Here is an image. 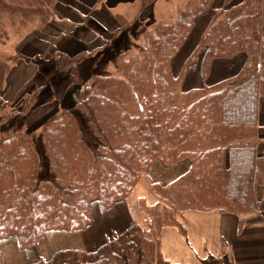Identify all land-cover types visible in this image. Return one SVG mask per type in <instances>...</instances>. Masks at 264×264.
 Here are the masks:
<instances>
[{
	"label": "trees",
	"instance_id": "16d2710c",
	"mask_svg": "<svg viewBox=\"0 0 264 264\" xmlns=\"http://www.w3.org/2000/svg\"><path fill=\"white\" fill-rule=\"evenodd\" d=\"M233 1L225 0L215 12L178 76L172 61L214 0H181L171 22L133 23L104 35L100 50L64 58L62 72L76 86L75 110L56 113L41 126L50 177L39 181L31 133L18 126L0 131V240L14 237L28 251L50 231L86 228L93 204L105 213L138 179L148 178L155 163L186 162L188 169L167 184L152 183L160 202H140L146 228L132 225L95 251L61 250L31 264H170L162 257L160 236L164 228H181L177 213L218 212L237 217L241 225L257 210L256 192L264 188V156L256 153L264 142L257 128L264 101L263 8L262 0L232 6ZM153 2L143 0V7ZM56 3L0 0V45L8 41L7 27L26 28L28 35L41 31ZM237 55L246 62L234 77L181 90L190 66L199 63L206 80L214 61ZM21 58L18 52L0 58V113L2 92ZM3 115L8 121L13 114Z\"/></svg>",
	"mask_w": 264,
	"mask_h": 264
},
{
	"label": "crops",
	"instance_id": "0c3cea01",
	"mask_svg": "<svg viewBox=\"0 0 264 264\" xmlns=\"http://www.w3.org/2000/svg\"><path fill=\"white\" fill-rule=\"evenodd\" d=\"M242 1L244 0H234L231 5H237ZM224 2L225 0H214L211 9L195 19L192 31L182 48L198 26L204 29L201 30V38L215 12L223 8ZM180 3L181 0H154L149 6L143 7V0H57L50 22L41 31L34 32L20 41L15 50L20 53L23 60L39 59V63L42 64L54 61L58 70L62 72L65 57L72 58L82 53L100 50L106 44L104 37L106 34L119 32L136 22L146 23L149 19L152 22L175 20ZM262 8L264 22V0H262ZM245 62V55L214 61L208 77L220 78L208 86L234 77ZM20 66L22 63L18 62L11 71L2 98L12 76L16 75V92H18L23 84L35 75L36 69L33 65ZM216 71L217 75L214 76ZM197 85L198 82L190 81V88L187 91L204 87ZM75 87L73 85L68 92L70 105L65 109L63 107L52 111L53 114L49 113L50 115L45 119H39L41 120L39 125H44L56 113L75 108L72 97ZM182 91L186 90L182 89ZM13 98L14 94L10 95L9 101ZM5 107L6 104L3 102L4 112ZM257 128L259 139L264 140V101L262 100ZM256 153L258 156H264V142L257 144ZM187 169L186 162L173 167L153 164L148 171V178L138 179L128 196L113 204L105 213H101L99 207L93 204V221L89 226L70 234L65 231H50L28 251L20 250L14 237L0 240V264H31L47 261L61 250L92 252L117 238L132 225L146 228L147 217L140 208V202L143 201L149 206L160 202L153 193L152 183L167 184L184 174ZM256 198L257 210L248 215L241 225L237 217L218 212L177 213L176 220L181 228L168 227L161 232L162 257L170 264H208L211 261L219 264H264V188L257 190ZM209 260L210 262L207 263Z\"/></svg>",
	"mask_w": 264,
	"mask_h": 264
},
{
	"label": "rangeland",
	"instance_id": "374dc122",
	"mask_svg": "<svg viewBox=\"0 0 264 264\" xmlns=\"http://www.w3.org/2000/svg\"><path fill=\"white\" fill-rule=\"evenodd\" d=\"M151 22L152 20L149 19L146 23ZM204 26H206V23H204ZM30 29H32V27ZM6 30L8 33V41L5 42L4 45H0V58L15 55V47L20 41L26 38L29 33L26 28H21L18 32H16L15 29L11 27H7ZM201 30H204L203 27H196L189 41L178 52L179 54L175 56L171 69L174 76L179 75L185 62L192 55L195 46L198 45ZM18 62L22 63V66L20 67H30L33 65V67H35L36 69L35 75L29 81L24 83L23 86V82L20 83L22 87L18 90V92H16V75L10 78L8 83L9 86L2 98L4 104H6V111L4 112V108H2L0 119L1 117L5 118L3 115L4 113L13 115L8 121L6 120V118L3 119V122L0 123V131L4 132L9 128H15L18 126L23 127L25 130H27V132L32 134L36 150L39 155V163L41 167L39 181H43L48 179V177L50 176L47 171V162L40 136L42 125H39L41 121H39V119H45L47 115L53 114L51 113L52 111L60 110L63 107L65 109L70 105L68 92L72 88L74 82H72V77L69 73L66 74L58 70L57 65L54 61L48 64H42L39 63V59L29 61L28 59L23 60V58H21V60H19ZM188 70L182 83L181 90L185 89L187 91L190 88V81H193L194 83L198 82L199 85L197 86L199 87H205L215 82L214 80L220 78L219 76H216V71V73L214 74V76L216 77H211L210 79L208 77L207 80H203L201 78L199 63L197 64V66H190ZM12 94H14V98L13 100L9 101L10 95ZM71 110L74 111L75 109L73 108ZM79 122L83 127L87 142L90 145H93L94 139L88 132L84 120L80 116ZM208 262H210V260L207 261V263Z\"/></svg>",
	"mask_w": 264,
	"mask_h": 264
}]
</instances>
